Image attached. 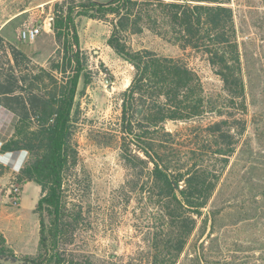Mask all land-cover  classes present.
<instances>
[{
	"label": "trees",
	"instance_id": "16d2710c",
	"mask_svg": "<svg viewBox=\"0 0 264 264\" xmlns=\"http://www.w3.org/2000/svg\"><path fill=\"white\" fill-rule=\"evenodd\" d=\"M230 3L71 0L63 7L57 4L53 32L59 48L49 60V68H39L31 81L18 76L11 61L10 70L0 71V138L4 141L0 152L27 150L31 160L21 168L16 182L20 186L33 182L41 189L34 209L39 221L37 253L18 255L0 234V264H113L108 256L87 246L89 220L71 195L79 160L76 99L81 80L85 86L91 82L78 17L110 22L108 46L134 68L120 117L122 157L132 172L124 188L154 201L164 211V224L155 233L148 264H177L198 228V219L203 223L201 240L210 222L209 236L219 214L240 203L251 206L237 212L239 221L258 213L264 217V198H259L264 197V143L258 142L260 147L255 149L248 142L238 149L246 123L236 113L247 109L246 78L250 74L245 67L248 53L241 49ZM158 13L183 47L207 55L223 83V93L217 97L208 94L199 76L177 59L147 49L133 50L130 36L142 33L144 20L157 18ZM2 44L0 36V49ZM12 55L18 62L14 52ZM208 113H217L222 119L194 128L197 148H181L179 132H166L169 121L188 122ZM256 132L264 140V126L259 125ZM235 155L239 157L232 162ZM242 161L247 165L246 182L255 184L257 190L252 195L242 193L243 200L230 195L205 215L216 194L239 185ZM258 173L263 175L261 180L254 178ZM14 196L10 194L11 199ZM261 257L254 264H264V254ZM192 259L199 263L201 252L196 250Z\"/></svg>",
	"mask_w": 264,
	"mask_h": 264
},
{
	"label": "rangeland",
	"instance_id": "374dc122",
	"mask_svg": "<svg viewBox=\"0 0 264 264\" xmlns=\"http://www.w3.org/2000/svg\"><path fill=\"white\" fill-rule=\"evenodd\" d=\"M92 1L106 3L111 0ZM70 2L0 0V36L3 38L0 71L10 70L8 62L11 61L16 74L28 77L31 81V76L39 68H49V60L59 48L49 23L54 20L57 4L63 7ZM229 6L234 10L241 49L248 53L245 67L250 74V78H246L247 109L236 113V118L244 119L246 123V131L238 149L248 142L258 149V142L264 143L262 136L256 135L257 127L264 126V0H231ZM157 16L152 20L145 19L142 33L130 36L129 44L133 50L147 49L161 57L177 59L199 76L208 94L217 97L223 93V83L207 55L183 47L164 24L162 15L158 13ZM76 22L81 48L88 56L87 72L91 82L85 86L81 80L76 99L78 116L75 139L79 160L72 186V199L77 207H82L89 220L85 240L91 250L102 256L105 254L113 264H148L153 238L164 224V211L154 201L147 197L140 198L124 188L132 172L122 157L120 117L123 94L131 85L134 68L108 46L112 33L110 22L86 17H78ZM34 25L45 27L42 34L34 42L23 41L20 37L22 30ZM12 52L18 62L14 60ZM221 119L217 113H208L188 122L169 121L165 127L166 132H179L177 140L181 148H197L194 128L206 127ZM171 122L177 126L175 129L171 128ZM20 152L25 153V157L18 170L12 162H0V234L18 255H35L39 241V221L34 209L41 196V189L33 182L24 186L16 182L21 168L31 160V155L27 150L7 152L16 157ZM238 157L235 155L232 162ZM245 164L242 161L238 168L241 171L239 185L235 184L237 187L232 186L216 194L204 210L205 215L219 208L230 195H238L240 200H243L242 193L252 195L256 186L246 182L249 176L246 177ZM254 178L261 180L263 175L258 173ZM259 183L263 184V181ZM12 193L19 196V199L12 200ZM259 198L264 197L260 195ZM250 206L246 202L240 203L237 208L225 209L218 216L214 233L209 236L210 222L201 240L198 237L203 223L202 219H198V228L177 264H254L262 261L263 215L254 214L247 221H239L236 215L242 209L249 210ZM196 250L201 252L199 263L192 259Z\"/></svg>",
	"mask_w": 264,
	"mask_h": 264
},
{
	"label": "built area",
	"instance_id": "2783aa9c",
	"mask_svg": "<svg viewBox=\"0 0 264 264\" xmlns=\"http://www.w3.org/2000/svg\"><path fill=\"white\" fill-rule=\"evenodd\" d=\"M44 28L45 27L42 25L27 26L22 30L20 37L23 41L34 42L38 38V36L42 34ZM14 199H19V196L15 195L12 200Z\"/></svg>",
	"mask_w": 264,
	"mask_h": 264
},
{
	"label": "crops",
	"instance_id": "0c3cea01",
	"mask_svg": "<svg viewBox=\"0 0 264 264\" xmlns=\"http://www.w3.org/2000/svg\"><path fill=\"white\" fill-rule=\"evenodd\" d=\"M2 143H4V141L2 142V139L0 138V148L2 146ZM24 157H25V153H22L21 152L17 155V157L15 156V154H10V153H6L5 155L4 154H1L0 153V162H12L13 165H14V168L15 169H19L21 167V164L23 163L24 161ZM29 184V183H27ZM1 186L2 184L0 183V189H1ZM2 193V191H1ZM2 200V198L0 197V201Z\"/></svg>",
	"mask_w": 264,
	"mask_h": 264
},
{
	"label": "water",
	"instance_id": "95a60500",
	"mask_svg": "<svg viewBox=\"0 0 264 264\" xmlns=\"http://www.w3.org/2000/svg\"><path fill=\"white\" fill-rule=\"evenodd\" d=\"M49 27L51 28V30H54V20H50L49 23ZM171 128L175 129L177 126L175 125V123H170Z\"/></svg>",
	"mask_w": 264,
	"mask_h": 264
},
{
	"label": "clouds",
	"instance_id": "9594fccd",
	"mask_svg": "<svg viewBox=\"0 0 264 264\" xmlns=\"http://www.w3.org/2000/svg\"><path fill=\"white\" fill-rule=\"evenodd\" d=\"M2 147V146H1ZM1 149V148H0ZM1 153V152H0Z\"/></svg>",
	"mask_w": 264,
	"mask_h": 264
}]
</instances>
